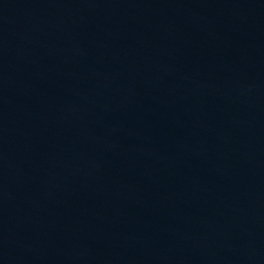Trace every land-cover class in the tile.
Here are the masks:
<instances>
[{
	"label": "water",
	"instance_id": "95a60500",
	"mask_svg": "<svg viewBox=\"0 0 264 264\" xmlns=\"http://www.w3.org/2000/svg\"><path fill=\"white\" fill-rule=\"evenodd\" d=\"M0 264H264V0H0Z\"/></svg>",
	"mask_w": 264,
	"mask_h": 264
}]
</instances>
